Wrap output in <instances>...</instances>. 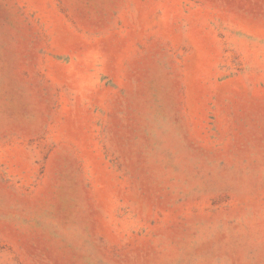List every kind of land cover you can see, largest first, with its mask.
<instances>
[{
    "label": "rangeland",
    "instance_id": "374dc122",
    "mask_svg": "<svg viewBox=\"0 0 264 264\" xmlns=\"http://www.w3.org/2000/svg\"><path fill=\"white\" fill-rule=\"evenodd\" d=\"M0 264H264V0H0Z\"/></svg>",
    "mask_w": 264,
    "mask_h": 264
}]
</instances>
